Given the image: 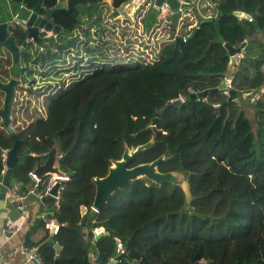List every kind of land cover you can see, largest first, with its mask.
Instances as JSON below:
<instances>
[{"label":"trees","instance_id":"trees-1","mask_svg":"<svg viewBox=\"0 0 264 264\" xmlns=\"http://www.w3.org/2000/svg\"><path fill=\"white\" fill-rule=\"evenodd\" d=\"M57 1L42 4L46 9ZM88 1L97 6L104 0ZM125 1L111 3L118 7ZM36 2L9 1L29 7ZM215 7L217 13L200 22L192 38L178 45L162 43L148 61L95 62L92 73L48 97L46 117L14 129L0 125V177L5 168L1 151L17 139L19 160L12 178L21 181L18 194L26 195L30 188L35 197L46 192L50 175L35 182L30 172L54 140L60 166L69 172L58 204L40 201L48 205L47 212L27 232L25 245L35 249L43 264H92V257L107 264L116 238L125 251L115 264H264V41L255 37L264 34V0H218ZM234 10L258 15L250 21ZM53 14L64 28L80 21L64 8ZM226 41L233 46L245 41L238 59L229 55ZM225 77L236 95L219 112L216 104L228 97ZM213 87L204 98L191 97ZM245 92L250 97L261 93L251 103L254 122L238 107L237 97ZM180 96L179 105L156 112ZM141 144L146 146L128 166L162 157L157 170L174 173L176 180L158 183L138 176L93 210L94 177L105 175L126 149ZM218 162L243 178L244 186L216 183L207 188L211 165ZM203 168L209 173L200 178L196 171ZM49 219L58 221L54 234L44 227ZM98 225L104 230L93 235ZM37 228L45 234L32 240Z\"/></svg>","mask_w":264,"mask_h":264},{"label":"flooded vegetation","instance_id":"flooded-vegetation-1","mask_svg":"<svg viewBox=\"0 0 264 264\" xmlns=\"http://www.w3.org/2000/svg\"><path fill=\"white\" fill-rule=\"evenodd\" d=\"M9 1H2V3L0 4V12H3L7 9L6 4L7 2L9 3ZM131 1L132 0L121 2L118 7H115L112 5L111 0H104L102 3L98 4L97 7L102 8V13H106V15H103L101 13L98 14L97 12H95L96 14H94L93 12L92 15L91 13L85 14L86 20H84L83 15H81L80 21L74 24L70 29L66 27L64 28L60 23L54 21L53 13L56 10L55 9L51 13V17L49 18V20L53 26H58V29L56 31H52L51 29H44V27H41L37 34L36 40H34L32 37H28L27 27L24 23L20 21H9V17L0 19V22H8L7 27L9 35L13 37L14 42L18 47L17 55H15V52L13 50L0 44V83L6 84L12 79L15 80V82L13 83L14 94L11 101L9 110V122L7 125L9 126V129L11 125L26 124L32 119L39 116L46 117V101L49 96L54 95L60 90L68 88L72 83L93 72L95 67L94 63L98 60V58H95V56L98 55V53L96 52L95 54H93L94 49L92 47L93 45L96 46L97 43L95 45L92 40L95 37V33H99V30H103V32L107 31L105 27L109 28L108 23L109 21L112 23L111 19H123L122 24H127L130 30H132L130 39H137V41L131 42L129 47L133 45L134 47H136L140 41L144 40H146V42L148 41V44H151V41L155 39L157 43L159 40H161V45L162 43L167 41H174V38L176 36H182L183 38H185L188 33V26L190 24H193L194 22L196 25H194L193 27L199 26L200 20L204 17L202 16L201 10L204 11L205 9L209 8L206 0H181V2L190 3V6L187 7L186 11L191 12L194 10L193 12L197 14L195 16L196 20L188 21L189 25H187L185 23H182V20L185 21V18L179 17L177 19V23L173 24L172 11L167 5L162 4L159 8H155L153 7V0H138V2L134 6L130 7ZM211 2L213 4L212 0ZM83 3L87 4L89 8H95L94 5H90L89 1ZM76 6L78 8L77 16H75L73 10L69 9L65 4L61 8L57 9L64 8L70 10L73 13V16L77 18L79 14H81V6L78 4V2ZM109 7L110 9H112V12H114L111 18L107 17V14L111 12V10H109ZM184 9L186 8H182L181 13L186 12H183ZM46 10L47 8L45 9L43 4L41 3L37 13L38 15L43 16ZM154 15L157 18V21L152 22V16ZM103 16L106 17H104L103 19ZM94 17L96 19H94ZM97 19L98 21H96ZM127 19H129V21ZM132 19L135 22L134 24L130 23V20ZM94 20L98 23L91 22ZM180 22L181 24L179 25ZM115 28L117 29V27ZM158 31L161 35L160 38L158 35ZM125 34L126 31L123 32V36H117V38H119L120 40L122 38V40H124ZM19 35L22 36L19 37ZM76 44L80 46L81 50L74 52L72 49ZM104 44V46H106L108 43L104 42ZM141 47L142 45H139L140 49ZM154 47L155 43L153 44V50ZM62 51H65V53L69 54L70 56H74V59L80 66V71L83 68H87V70H84L85 72L83 73H79L78 69L72 68L70 70H65L64 68H62L65 67L62 65L66 62L70 63V65H72L73 67L77 65L71 63V61H69L67 57H65V59H62V54H60ZM157 51H149L148 55H151V57L149 59L139 61L151 60ZM144 52H146V48H144ZM129 54L130 53H123V55L126 56V59H128ZM238 54H241V52L234 54L232 57L238 59L240 57V55L237 57ZM78 55L81 58H79ZM103 59L104 55H102L101 59L99 60ZM114 59H116L114 58V56L109 58V60ZM85 61L87 65H81L85 63ZM67 71H71V74L65 76L66 73H68ZM75 76L77 77L71 79V77ZM32 90L34 92L40 93V99L39 102L35 101L31 106L28 104L29 99H27V92H30ZM18 94L23 96L22 102L19 101ZM4 98L5 91L0 87V108L3 105ZM43 103L45 106H41V104ZM0 125H2V127L5 126L4 116L1 113ZM4 128L7 129L6 126Z\"/></svg>","mask_w":264,"mask_h":264},{"label":"water","instance_id":"water-1","mask_svg":"<svg viewBox=\"0 0 264 264\" xmlns=\"http://www.w3.org/2000/svg\"><path fill=\"white\" fill-rule=\"evenodd\" d=\"M88 2L87 0H58L53 6L47 8L45 14L43 16L38 15L37 11L39 9V6L42 3V0H37L35 5L32 7H28L24 4H19L18 6H12L10 3L6 4L7 9L3 12H0V19H3L4 17H9V21H20L24 23L27 27V35L28 37H32L34 40H36L37 34L39 32V29L41 27H44V29H51L52 31H56L58 26L52 25L49 18L51 17V13L57 9L61 8L64 4L71 10H73L74 15H78V8L76 6L77 2ZM198 1V0H197ZM214 3V0H212ZM208 5H210V1H206ZM162 4H165L169 7V9L172 11V23L176 24L177 19L179 17L185 18V21L182 20V23H185L189 25L188 21L192 20L194 15H191L189 11H186L184 13H181L182 8H186L190 6V3L188 2H181V0H153V7L159 8ZM233 13L237 16H242L243 18H248L250 15L248 12H245L243 10H234ZM258 14H253L254 17H257ZM204 20H211V16L202 18L200 22ZM199 22V23H200ZM44 25V26H43ZM191 25V24H190ZM8 22L7 21H1L0 22V44L4 45L5 47H8L9 49L13 50L15 52V55H17V45L14 42V39L11 35H9L8 32ZM199 26L194 27L185 38L182 36H176L174 38L175 45L181 44L183 41H185L188 38H192L198 31ZM228 53L230 56H233L236 53H240L242 51V48L245 45V41L242 42L240 46H233L229 42L224 43ZM15 82L14 79L10 80L6 84H1L0 87L3 88L5 91V98L2 107L0 108V113L4 116V125L6 127L9 126V110L11 106V101L14 94V88L13 83ZM227 79L224 78L222 85H226ZM213 88H207L203 90L194 91L191 94V97H199L204 98L209 91L214 90ZM257 90H255L256 92ZM236 95L235 89L230 88L228 91V97L223 102L219 103L217 106L219 108V112L222 111L224 106L226 105L227 101L232 99ZM181 102V99L173 98L167 100L160 108H157L156 112L161 113L163 112L168 106L170 105H179ZM155 117L152 118V121H154ZM16 145H17V139L14 140L13 144L7 149L6 152V167L1 175L0 178V198H4L6 196V193L10 187L11 181H12V168L15 166L17 161L19 160V156L16 152ZM146 146L141 144L138 145L135 149H126L122 157L120 159H117L113 162V164L109 167L108 172L103 176H97L94 177L93 181L95 184V194L92 205L99 209L102 207L106 201L108 200L110 194L119 188L125 181L136 178L138 176H146L149 179L161 183L164 181H174L176 180V176L174 173L170 171L161 172L157 170V164L162 159V157H158L150 162H143L139 163L133 166H128L129 160L132 157V155L142 147ZM60 157L61 153L58 149V142L56 140L53 141L50 149L48 150L45 158H41L40 156H37V161L35 163V166L33 168V172L35 175L40 178L44 174H51L55 173L56 175L64 178L69 177V172L65 171L60 166ZM62 184V179L56 180L51 187L40 196V200H57V193L60 185ZM12 195H8L9 200H12ZM83 210V209H82ZM55 221H57L55 219ZM102 233V232H100ZM98 233V234H100ZM55 247L57 250L60 249V245L56 242ZM115 253V249L113 251ZM122 254H118L116 257L120 258ZM107 264H112L111 261H108Z\"/></svg>","mask_w":264,"mask_h":264},{"label":"rangeland","instance_id":"rangeland-1","mask_svg":"<svg viewBox=\"0 0 264 264\" xmlns=\"http://www.w3.org/2000/svg\"><path fill=\"white\" fill-rule=\"evenodd\" d=\"M2 1H6V0H0V3H2ZM206 1H208V0H206ZM209 1H210V6H211V7L210 6L209 7L212 8V9L211 10H206V14L207 15H211V14L214 15L215 14L214 13V9H213L214 5L212 4L211 0H209ZM137 2H138V0H132L131 3H130V7L134 6ZM78 4L81 6V12H80L81 14H79V18L80 19H81V15H83V19L86 20L85 19V14L91 13V15H92L93 12H94V14H96L95 12H97L98 14L101 13L103 15H106V13H102V11H101L102 8H98L97 6H95V8L94 7H92V8L90 7L89 8L87 6V4H85L83 2H78ZM109 10H111V12H109L107 14V17L111 18V16L114 14V12H112V9H110V7H109ZM129 10H127V11H129ZM186 10L187 9H184L183 12L186 11ZM193 11H191L189 13L191 15L196 16L197 14L194 13ZM202 12L203 11L201 10V13ZM215 12L217 13L216 7H215ZM155 15H156V13H155ZM155 15L152 16L153 17L152 22L157 21L156 20L157 18L155 17ZM104 17H106V16H103V19H104ZM94 19H96V18L94 17ZM127 20L129 21V19H127ZM96 21H98V19ZM96 21L94 20V21H91V22L98 23ZM111 21H112V23L110 21L108 23L109 28L105 27L107 29V31L103 32V30H99V33H95V37L92 40V42L95 45L97 43L96 46L93 45V47H92L94 49L93 50V52H94L93 54H95L96 52L98 53V55L95 56V58H98V60L96 61L97 64L100 63L99 59H101L102 55H104V59H105V60H103V62L105 63L104 66H109L110 64L113 63V62H111L112 60H109V58H111L113 56H114V58H116V60H119L121 62L133 63L136 60L149 59L151 57V55H148V52L149 51L154 52V50L157 51L159 49L161 40H159L158 43H157L155 38H154L155 40L151 41L152 42L151 43L152 47H151V44H148L149 43L148 41L146 42V40L140 41L139 44L136 47H134V45L129 47L131 42H136L137 41V39H130V35L132 33L131 32L132 30H130V28L127 26V24H122L123 23V19H118V20H116V19L112 20L111 19ZM130 21H131L130 22L131 24L135 23L133 19L130 20ZM115 27H117V29ZM124 31H126V34L124 36V40H122L121 37H120L121 40L119 38H117V36H121V35L123 36V32ZM158 35H159V38H160L161 35H160L159 31H158ZM102 36H103V38H102ZM255 37H259L262 41H264V34L256 33ZM104 42H107L108 44L106 46H104L105 45ZM154 43H155V47H154V50H153V44ZM139 45H142L141 49L139 48ZM109 48H112V49H109ZM144 48H146V52H144ZM72 50L74 52H77V51H80L81 49H80V46L78 44H76V45H74ZM74 52H73V54H74ZM124 52L125 53H130L128 59H126V56L123 55ZM60 54H62V59H65V57H67V59L69 61H71V63L77 64L76 66L73 67L72 65H70V63L66 62L65 64L62 65V66H65V67H62L65 70H70L72 68L73 69H78L79 73H83V72H85L87 70V68H83L80 71V66L77 63V61L74 59L73 55L70 56L69 54H66L65 51H62ZM115 54H118V55H115ZM78 57L81 58L79 55H78ZM81 65L86 66L87 65L86 61H85V63H83ZM231 71H232V66H229V68L227 69V74H230ZM70 72L71 71L66 73L65 76L71 74ZM76 77L77 76L71 77V79H74ZM253 94H256V93L254 92ZM253 98L254 99H251L250 96H248V95H246L245 97H243V96L237 97V99H238L237 100L238 101V107H241V108H243L246 111L247 115L249 116V118L251 119L252 122H254V117H253L254 107L252 108L251 103L254 102L257 99L255 96ZM27 99H29L28 104L32 106V104H34L35 101L39 102L40 93L39 92H34L33 90L30 91V92H27ZM19 101L20 102L23 101V96L22 95H19ZM41 106H45L44 103L41 104ZM15 125H19V124H15ZM11 126H14V125H11ZM211 167H212L211 171L212 170L213 171L210 174L211 175V179L208 181V183L206 185L207 188L213 186L216 183H219V184L225 185V186L226 185H234V184H236V186H238V187H243L244 186L245 180L243 178H241L239 175H236L231 170H229V168L224 163H221V162L213 163L211 165ZM196 173H198L196 175H199V177L202 178L205 173H209V169L203 168L200 171H196ZM36 199L39 202L41 201L40 197H36ZM43 206L44 207H48V205H45V204Z\"/></svg>","mask_w":264,"mask_h":264},{"label":"crops","instance_id":"crops-1","mask_svg":"<svg viewBox=\"0 0 264 264\" xmlns=\"http://www.w3.org/2000/svg\"><path fill=\"white\" fill-rule=\"evenodd\" d=\"M214 1L213 9L214 13L216 14L215 5L217 4L218 0ZM210 7L202 12V16H204L203 18L209 16L212 18V16L215 15L206 14V10L212 9ZM192 20L195 21L196 18L193 17ZM180 24L181 22L179 25ZM194 24L195 22L193 25ZM193 28L194 27H190L191 30ZM259 94L253 95L250 98L254 99V96L257 98ZM8 195H12L10 188L6 193V196L4 198H0V264H33V261L21 251V245L25 244L28 229H30L32 224L35 222L36 217L45 214L47 212V207H44L36 199L32 188H30L29 193L22 195L26 209L24 214L17 206L16 200H14L13 197L12 200H9ZM12 225H15L17 230H10ZM44 234L45 230L43 228H37L31 235V239L39 240ZM91 259L94 260V257Z\"/></svg>","mask_w":264,"mask_h":264},{"label":"built area","instance_id":"built-area-1","mask_svg":"<svg viewBox=\"0 0 264 264\" xmlns=\"http://www.w3.org/2000/svg\"><path fill=\"white\" fill-rule=\"evenodd\" d=\"M238 17L239 18H243L242 16H238ZM247 19L250 20V21H252L253 20V16L250 14ZM194 25H196V24H194ZM194 25L191 24V25L188 26V28H187L188 33L191 31L190 27H193ZM238 56H239V54L237 55V57ZM233 59L235 60V58H233ZM260 70L264 74V59H263L261 65H260ZM223 88H224V91L228 94V91L231 88L230 79L227 80V83H226L225 86H223ZM18 95H20V94H18ZM179 98L181 99V101L183 100V96H180ZM216 105H218V103ZM14 126H10V129H14ZM6 152H7V148L6 149H3L1 151V158H2V161H3L5 167H6V163H5V160H6ZM44 154L46 155L47 153H44ZM43 158H45V157H43ZM30 175L35 180V182H37L39 180V178L35 175V173L33 172V170L30 172ZM49 175L51 177L50 178L51 181H50V183H49V185L47 187V190L51 187V185L56 180H59V179L61 180L62 179V184H63V180L64 179H67V178H64V177H60V176L56 175L55 173H51ZM62 184L60 185V187L58 189L57 200L55 201V204H58V199H59V194H60V189L62 187ZM20 186H21V181L12 179L9 188H10V190L12 192L13 199L16 200V202H17V206L19 207V209L21 210V212L24 214L26 212V209H25V204H24V201H23V196L20 195V194H18V190H19ZM91 208L93 210H95V211L98 210L93 205H91ZM44 227L46 229H48L50 233L54 234V233L57 232L58 227H59V224H58V221H55V219H49V220H47L45 222ZM10 230H17V227L15 225H12L10 227ZM103 230H104V227L102 225H98L97 227H95L93 229V235L98 234L100 232H103ZM114 249H115V253H113V255H111L110 260H109V261L112 262V264H115L116 261L118 260V258L116 256L118 254H122L125 251V247L123 245V242L120 240V238H116L115 239V248ZM21 251L25 255H27L30 260L33 261V264H43L41 257L35 251V249L29 248L27 245L23 244V245H21ZM92 264H103V263H100V262H97V261L93 260Z\"/></svg>","mask_w":264,"mask_h":264},{"label":"clouds","instance_id":"clouds-1","mask_svg":"<svg viewBox=\"0 0 264 264\" xmlns=\"http://www.w3.org/2000/svg\"><path fill=\"white\" fill-rule=\"evenodd\" d=\"M240 55V54H239ZM233 58V57H232ZM226 78V77H225ZM227 79V78H226ZM228 80V79H227ZM223 86H225V85H223ZM244 95H248L246 92H245V94Z\"/></svg>","mask_w":264,"mask_h":264}]
</instances>
